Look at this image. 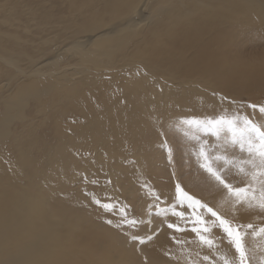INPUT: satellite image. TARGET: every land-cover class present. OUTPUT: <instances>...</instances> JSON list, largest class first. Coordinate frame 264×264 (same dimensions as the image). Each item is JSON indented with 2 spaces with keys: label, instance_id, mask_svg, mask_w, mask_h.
I'll return each mask as SVG.
<instances>
[{
  "label": "rangeland",
  "instance_id": "1",
  "mask_svg": "<svg viewBox=\"0 0 264 264\" xmlns=\"http://www.w3.org/2000/svg\"><path fill=\"white\" fill-rule=\"evenodd\" d=\"M63 1L0 0L1 30L14 27L25 29L27 33L24 39L33 44L24 49V54L35 61L51 60L53 43L71 40L84 23L69 20ZM229 29L231 32L226 33L229 42L225 62L230 64L231 69L221 72L218 77L206 69L200 70H204L202 74L205 77L216 79V84L210 89L201 87L197 92H191L189 89L169 88L154 79L158 77L150 75L153 77L151 79L156 80L146 84L152 98L140 103L132 97L134 89L128 86L129 81L106 85L90 82L75 96L74 101L62 107L63 112L53 114L47 120L49 122L36 130L35 137L39 139L36 140L37 147L32 155L26 157L31 161L36 182L34 189L46 196L52 194L53 200L48 205L54 206L57 213L68 214L69 224L64 229L68 231V226H71L73 245L80 248L79 259L74 264H115L111 255L116 245L127 248L131 257L138 258L142 264H149V252H154L157 257L153 264H212L213 260L215 264H222L221 255L235 258V250L224 239L222 229L212 228L210 235L216 245L209 249L201 245L190 231L191 223L172 214L171 206L174 203L177 211L188 214L191 210L186 204L180 206L175 200L176 180L171 176L173 168L168 163L167 149L163 143L165 138L173 148L176 178L190 195L225 217L234 219V222L252 223L256 228L264 225V213L256 208L249 210L241 207L233 217L235 197L200 168L195 155L198 149L196 141L184 137L177 130L179 121L185 117L203 118L225 109L229 113L236 111L235 106L227 102L222 104L213 92L236 100H264V31L245 32V39L239 35L241 40L238 39V44H235L232 27ZM179 32L177 29L174 33ZM179 37L172 35L166 42L173 43ZM219 41L220 33L217 32L213 40L215 47L220 45ZM162 49L165 51L159 54L162 60L174 62L180 53L173 45L164 44ZM192 51L188 54L191 55ZM149 53L152 55L150 49ZM217 56L222 58L224 55ZM200 61L206 60L201 58ZM47 69L49 74L58 70L51 61ZM255 119L264 124V116L257 115ZM158 129L164 130L166 137H161ZM17 135L21 141L30 139L29 135L21 137L18 132ZM208 139L210 144L219 143L212 137ZM22 148L21 143L2 142L0 157L13 162ZM210 151L216 152L217 149ZM228 151L232 153L235 150L228 148ZM236 154L239 155L238 152ZM65 166L68 171L63 169ZM106 168H115L112 173L116 179L113 182L119 183L120 189L115 186L118 190L113 189L112 195L106 191V177H103L106 176ZM225 174L234 187L251 182L249 177L239 174L235 168L226 169ZM83 176L89 180L96 179L99 183H85ZM144 184L160 195L158 206L167 210L166 216H157L156 208H151L149 216L146 210L153 204V198L148 188L142 187ZM85 189L94 192L102 201L115 204L113 211L104 212L91 203L84 196ZM125 204L131 205V216L145 221L150 218L151 228L146 223L136 227H114L121 219L120 208ZM205 219L211 223L213 218L205 214ZM107 220H112L113 225L106 223ZM167 223H178L187 230L175 232L167 228ZM152 230H156L157 235L146 244L130 240L131 235H145ZM173 236L181 243H176ZM246 246L250 250L251 264H260L261 257H264V238L249 235ZM205 256L209 257L208 261L203 259Z\"/></svg>",
  "mask_w": 264,
  "mask_h": 264
},
{
  "label": "bare ground",
  "instance_id": "2",
  "mask_svg": "<svg viewBox=\"0 0 264 264\" xmlns=\"http://www.w3.org/2000/svg\"><path fill=\"white\" fill-rule=\"evenodd\" d=\"M63 3L71 22L84 23L71 40L53 43L51 60L35 61L28 57L24 49L33 43L24 39L27 31L16 27L2 31L0 23V144L16 142L23 146L13 162L0 157V264H74L79 259L80 248L73 245L71 226L68 231L64 229L69 224L68 214H58L54 206L48 205L52 194L35 191L31 161L26 157L37 147L36 130L49 122L53 114L63 112L62 107L74 101L86 84L129 81L128 86L134 89L132 97L140 103L152 98L146 84L154 83V79L184 91L210 89L216 79L205 77L204 70H200L206 69L218 77L231 69L225 62L229 28L232 27L235 44L245 32L264 31V0ZM177 29L178 34L174 33ZM217 32L220 45L215 47ZM172 35L181 37L173 43L166 42ZM164 44L179 49L174 62L159 57L165 52ZM218 54L224 56L220 58ZM200 57L206 61L201 63ZM50 61L58 68L52 74L47 71ZM204 63L207 64L199 65ZM150 75L164 81L151 79ZM17 132L21 137L29 135L30 139L21 141ZM63 169L68 171L67 166ZM114 170L106 168L107 178L112 181L116 179ZM118 184L105 185L106 191L112 195ZM149 255L148 263L153 264L157 257L154 252ZM111 259L115 264H142L131 257L127 248L117 245Z\"/></svg>",
  "mask_w": 264,
  "mask_h": 264
},
{
  "label": "snow or ice",
  "instance_id": "3",
  "mask_svg": "<svg viewBox=\"0 0 264 264\" xmlns=\"http://www.w3.org/2000/svg\"><path fill=\"white\" fill-rule=\"evenodd\" d=\"M213 95L218 96L222 104L227 102L229 105L235 106L236 111L229 113L225 109L218 114L203 118L185 117L179 121L177 130L184 137L196 141L198 149L195 155L200 168L204 169L231 196L235 197L233 217L241 207L249 210L256 208L264 213V124L255 119L257 115L264 116V100H236L216 92H213ZM158 134L161 137H166L164 130L158 129ZM208 137L214 138L219 143L210 144ZM163 143L167 149L168 163L173 168L171 176L176 180L174 185L175 200L180 206L186 204L187 208L191 210L188 214L185 211H177L174 203L171 206L172 214L181 220H185L186 223H191L190 231L195 234L201 245L207 246L209 249L216 245V241L210 235L212 228L219 227L222 229L224 239L235 250L234 259H230L227 255L220 256L222 264H251L246 237L251 235L264 238V225L256 228L252 223L234 222V219L225 217L218 210L190 195L176 178L173 148L168 145L166 138ZM212 148H216L217 151H210ZM228 148L235 151L230 153ZM237 152L239 155L236 154ZM229 168H235L239 174L249 177L251 182L245 183L242 187H234L226 179L225 172ZM82 178L85 183L93 185L99 183L98 180H89L86 176ZM105 184H113L112 179L107 178V174ZM142 187L148 188L149 194L153 198V204L149 206V210H146L149 216L151 215V208L157 209V216H166L167 210L158 206L161 199L160 195L154 189L149 188L147 184L142 185ZM83 193L86 198L90 199L91 203L104 212H112L115 208V204L102 201L94 192L85 189ZM119 214L121 219L117 223L113 225L112 220H107L106 223L118 229L123 228L124 225L136 227L144 223L151 228L152 220L150 218L145 221L131 216V205L121 206ZM205 214L213 218L211 223L205 219ZM167 228L175 232L187 230L178 223H167ZM156 235L157 231L152 230L145 235H131L130 240L138 241L139 244L143 245L152 241ZM172 239L176 243H181L175 236ZM203 259L208 261L209 257L205 256ZM212 264H215V260L212 261ZM260 264H264V257H261Z\"/></svg>",
  "mask_w": 264,
  "mask_h": 264
}]
</instances>
